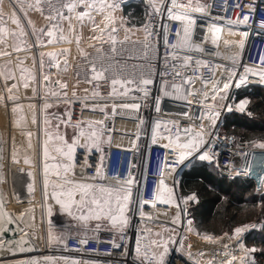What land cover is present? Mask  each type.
Masks as SVG:
<instances>
[{"label": "built area", "instance_id": "2783aa9c", "mask_svg": "<svg viewBox=\"0 0 264 264\" xmlns=\"http://www.w3.org/2000/svg\"><path fill=\"white\" fill-rule=\"evenodd\" d=\"M66 2L67 0H41L39 4V8L43 9V12L39 11V13L47 18L52 28L54 24L56 25L54 30L61 29L64 19L69 15L67 8L62 6ZM116 2L119 7L141 4L146 10L147 15L140 26V36L117 40L114 46L102 41L96 48L76 56V63L71 70L72 77L83 80L90 94L88 98L70 100L72 106L66 126L74 129L78 134L84 124L100 125L103 135L108 138L104 151L89 149L77 153L71 169L72 179L97 186L119 185L123 190L130 191L135 200L130 226L126 230L99 232L90 237L85 235L66 239L63 250L56 252L65 256L66 260L73 259L77 264H87L89 258L105 261L108 264H148V261L143 259L145 250L152 253L156 239L146 224L148 221L158 224L159 234L162 229L161 224L183 233L190 221L187 209L181 213L180 225L175 226L171 221L172 207L165 206L166 211L162 216L164 219L159 218L161 216L159 207L162 206L160 205L162 196H168L169 192L176 193L182 170L193 160L215 165L220 173L228 178L249 179L254 182L256 193L264 194V148H259L255 144L250 146L248 143L236 141L233 136L222 134L218 130L219 115L214 117L215 126H213L211 123L213 113L210 112L211 109L217 108L219 113L225 114L230 112L226 110L227 106L231 111L244 113L246 110L240 111L239 102H235V91L242 86H264V28L261 27V22H264V0H208L203 7L182 0H164L162 6H158L155 0H116ZM13 3L25 19L26 10L38 11L33 7L36 0H26L20 4L13 0ZM53 6L59 8L62 13V16L57 17L56 20L48 19L50 13L55 15ZM170 13L184 15L186 19L194 20V24L189 28L187 40L184 39L183 34L180 37L176 35L187 26L186 20L182 23L170 19ZM245 15L249 17L247 23L243 21ZM216 21L224 23L226 27L242 29L247 34L244 39L246 46L237 60L230 58L235 45H228L223 52L219 39H213L212 33ZM3 41L7 52L13 55L16 51L6 33L3 34ZM178 43L181 47L173 49L172 45ZM33 44V49L35 47L39 49L36 50L39 60L40 48ZM190 45H199L203 48V52L190 50ZM186 56L193 57L188 66H185ZM10 57L0 55V62ZM93 64L97 69L103 67L107 71L104 72V79L92 80L89 83L88 80L94 75L91 71ZM36 70L40 89L45 77L57 74L56 66L44 67L41 61L38 62ZM229 70L234 73L230 79H227L226 74ZM177 72L179 75H176ZM240 77L245 78V83L237 87ZM142 78L153 80L151 85L146 86L148 95L141 90L145 88L140 83ZM112 79H118L124 84L123 87L117 84L115 93H113ZM129 80L133 83H124ZM162 83L170 85L169 96L160 94ZM224 83L230 85L229 99L225 106L219 107L214 105L213 101L223 90ZM181 87L185 89V101L180 99L183 96L180 94ZM218 87L220 90L214 92L213 90ZM194 93H198L199 100L195 98ZM9 95L0 72V97H2L0 99L2 142L0 186L12 215L18 221L10 208L13 194L9 180L14 173L29 175L31 167L29 168L23 157L12 156L11 143L15 149L14 156L17 155L18 149L14 145L17 112L13 111L17 106ZM157 97L160 98L159 112L155 110ZM232 98L234 99L231 101ZM125 104L129 107H123ZM133 104L139 105V108L131 107ZM86 115L100 118L86 117ZM120 121L136 123L137 131L118 129L117 125ZM201 124L203 139L207 142L204 148L207 149L211 159H198L204 151L202 148L201 152L185 157L181 162V150L177 145L183 142H178L176 139L177 132L179 136H185L183 129L187 127H193L196 132H200ZM168 129L172 131L169 132ZM169 136L170 140L167 139ZM153 137L156 138L155 143ZM165 143L173 144L175 150L163 147ZM253 159L257 160L255 164L257 166L251 170L250 163ZM129 177L132 179L130 185L126 183ZM28 185L27 182L26 189ZM7 188L11 193V200L7 195ZM184 200L187 201L188 197ZM188 231L191 233L189 237L197 241L206 239L201 238L202 235L199 233L189 229ZM33 240L41 250L42 242L34 238ZM222 240L227 242L222 243V246L219 244L218 249L225 255L232 254L229 244L235 239H232L231 235H226ZM44 241L45 249L51 253L46 237ZM242 242V236H239L234 244L236 250L240 249L238 254L241 251L244 254ZM226 260L218 254L212 255L210 250L191 248L185 251L181 248V241H178L168 254L165 264H221ZM1 261L5 262L0 260V264H3Z\"/></svg>", "mask_w": 264, "mask_h": 264}, {"label": "rangeland", "instance_id": "374dc122", "mask_svg": "<svg viewBox=\"0 0 264 264\" xmlns=\"http://www.w3.org/2000/svg\"><path fill=\"white\" fill-rule=\"evenodd\" d=\"M163 1L164 0H162V2ZM207 1L208 0H194L193 3L203 7L205 3H207ZM17 2L21 3L22 1L20 2L19 0H17ZM109 3H115V2L114 0H109ZM122 12L124 13L123 8H120L117 5L115 11L112 12L113 17L116 14H119L120 17H122ZM17 19L21 22V19L18 16H17ZM217 28L220 30L216 31ZM101 29H102L101 27L96 30H92L90 28L87 32L85 31V33H83L82 46H79L77 51L74 49L72 51L73 55L75 56L76 53L77 55H82L84 52H87L90 49L96 48L102 41L93 39V37L99 36L101 34V31H100ZM222 30L243 31L242 29H239V28L236 29V28L226 27L224 23L216 21L213 27V33H212L213 39L218 40L220 36V32ZM78 33L80 35V32ZM32 39L34 43L33 36H32ZM41 40H43L44 43H47L45 42L46 39H41ZM63 40H64V43L66 42L64 46L71 47V44H74V41L70 38L68 39L64 38ZM36 42L40 43V40H37ZM241 44H243L242 48L240 47ZM228 45H231V43H229ZM245 46H246V42L244 40L242 41L239 40L236 43V45L232 48L230 58H235V60H237L236 58L240 57ZM33 47H32V44H30V46H21L19 47L21 51H17L16 49L18 48H16L15 49L16 52L14 53L16 55L11 56L10 58H5V60L0 62V72L6 83L7 91L9 92L10 94L9 96L12 98V100L15 102L17 106L16 108L17 116L15 117L16 139H15L14 145L18 147V149H17V155L14 156L15 149L13 148V145L11 143L12 156L14 158L23 157L25 161H27L29 168L31 167L29 178H28L29 185L27 186V194L30 199L28 201L22 200V201L28 202L23 208V214H24L23 219H20L19 216H15V217L23 225L25 233L28 232V234L31 235L36 241L40 240L42 242L41 243V249L43 248L42 250H46L44 238H45V234H46V237L49 234V240L52 242H51V245L47 244L51 251V253L48 254V258H49L50 263L59 264L63 260H66L67 258L61 255L60 253L56 252V251L63 250L62 248L63 240L57 237V236H60L59 232H57L54 227L50 226V222H54L56 224H59L61 222V221L55 222V220H59L60 217L54 216L55 213L57 212L60 213V211L56 208H51L49 206L50 188L48 186L49 184L47 183L46 178H43V174H44V170L46 169V163H47L44 159L45 139L47 137L51 139L57 137L59 135L60 128L59 127L50 128L47 125H45L46 123L44 124L42 122V120L44 119V115L46 113V107H45L46 105L44 104V102L42 104H39V99L40 97L44 96L45 93L41 91L40 89L39 81L37 77L38 74L36 70L38 62L39 61H41V63L43 62V57H41L42 47H39L40 48L39 60H38V54L36 50L33 49ZM4 51H7L6 46L0 42V52H4ZM11 77H14V79ZM25 83L28 84L27 88L24 87ZM13 85H15V87H13ZM9 88H12V91H9L8 90ZM242 88H247V87L242 86ZM242 88H239V89H242ZM165 92L168 93L167 96L171 94L170 85L167 83H162L161 88H160V94L163 96ZM229 93H230L229 88L227 90H222L218 94V96L214 99L213 104L218 105V102L224 101V99L226 100L227 97L229 99ZM180 94L183 95L180 97V99H183L185 101L186 95H185V89L183 87L180 88ZM13 97H15V99H13ZM221 97H224V98L222 99ZM210 112L218 113L219 118H220L219 119V125H220L224 117V113L223 112L219 113V109L217 108L211 109ZM53 116L56 117V115H53ZM219 125H218V130H219ZM65 128H62V131H63V134L65 132L66 141H71L72 139H74L75 136L78 137L81 131L85 133V137L89 136L91 133L94 132L96 134V138H95L96 145L97 143L100 142L98 141V139L102 141V138H103L101 136L102 128L100 125L84 124L83 128L80 130L78 134L70 130L69 127H67V129ZM191 128L194 131H196L193 127ZM219 132L221 131L219 130ZM29 133H30V136H29ZM85 137H81L79 139L80 143L78 144V149L80 148V150H85V151L89 149L103 151V149L105 148L104 147L103 149L101 148L97 149V146L92 147V141L86 139ZM182 137H185V136L180 135L178 142H184L185 138H182ZM104 140H106L105 145H107L108 144L107 139L104 138ZM262 143L264 142L256 143L255 145L259 147V145ZM83 144H87L88 147H81L80 145H83ZM53 149L55 150V147H53ZM59 157L60 158H58V161H60L61 159V156ZM254 162H255V159H253L252 162L250 163L251 166H253L252 170H254L255 168ZM65 163H68V162H64L63 164ZM50 164L53 165L54 167H57L59 162L54 161V162H50ZM59 167H61V165H59ZM125 193L129 197L128 210L125 214L127 217L128 223H129L128 225L129 227L130 220H131L130 217L132 215L131 213H133V204H134L135 199H133V197H131V195L127 191L123 190L122 195ZM7 195H9L8 196L9 200H11V193L9 192L8 188H7ZM164 201H167V203H165ZM191 203L192 201L184 200V197L180 195V193L178 192V189L176 190V193L169 192L168 196H162L160 200V205L170 206V208L172 207L171 211L173 213V217L171 221L172 223L175 224V226L180 225L181 213L185 209H189ZM24 210H26V212H24ZM62 211L64 212V214H69L68 212L64 210ZM77 214L80 215L78 211H77ZM71 215L73 214L71 213ZM159 218L164 219V217L162 216H159ZM106 220L107 219H101L99 221L97 220L94 221L93 219H89L90 224L86 220V221H81L85 223L84 225L79 224V226L83 227V230L90 229L91 227L96 228V226L91 225V222L100 223V222H105ZM72 222L76 223L75 221H72ZM146 224L150 228L154 237L158 238L160 235L157 231L159 228L158 224H154L151 221H148ZM102 225L103 226H100L99 228L105 227V224H102ZM161 225H162V229L160 232H164V231L170 232L169 234H171L173 237L172 239L167 240V239H164V236H162L159 241V244L167 245L168 251L165 256L166 257L165 260L167 259L170 251L174 249V246L176 245L178 241H181V248L185 251H188L191 248L210 250L209 245L216 244L218 246L220 244V246H222L223 245L222 243L227 242L226 240H222L223 236L229 235V234H224L222 236H217L211 233H205V232H202L200 228H198L199 226L195 224L194 221L193 223L189 222L186 229H189L195 233L201 234L202 235L201 238H206L205 240L197 241L191 237L183 238L182 236L183 233L181 232L179 233L177 230L171 227L169 228V226H166L164 224H161ZM103 231L106 232L105 230ZM203 234H206V235L203 236ZM240 236H242V241H243L242 243L244 245V254L241 251L240 254H238L236 257L231 258L230 260L232 262H235L237 258L239 257L240 258L239 260L242 261V264H260L258 261V258L255 256V253L259 252V248L256 247L255 245H252L251 248H247L245 245L244 234L242 233L240 234ZM209 237L211 239H208ZM231 237L232 239L233 238L235 239L232 241V243L236 244V240H237L236 236L231 235ZM230 241L231 240H229V242ZM156 249L158 252L160 251L159 248L156 247ZM87 264H108V263L105 261L89 258L87 261Z\"/></svg>", "mask_w": 264, "mask_h": 264}, {"label": "crops", "instance_id": "0c3cea01", "mask_svg": "<svg viewBox=\"0 0 264 264\" xmlns=\"http://www.w3.org/2000/svg\"><path fill=\"white\" fill-rule=\"evenodd\" d=\"M15 1V0H14ZM20 2H24L26 0H19ZM156 4L158 6H162L163 2L162 0H155ZM183 2L187 3H193L194 0H182ZM17 2V0H16ZM114 2L117 4L116 0ZM20 4L19 2H17ZM109 3V0H108ZM128 7L129 11L127 14L122 12V17H120L119 14L114 15L112 14L113 21L110 24V22L105 19V16L108 14L107 12L104 13H96L92 12L91 15L93 19H89L87 16L84 17L83 20H80L78 18L79 13L87 12L88 9L84 8L83 6L78 7L76 10L69 12V15L67 16L66 19H64L62 28L59 30H54L52 26L49 24L47 18L43 17L39 11H32V10H26L25 17L27 19V26L26 28H23L24 32V41L25 45L24 46H32L34 45L32 43V37L30 36L31 34L34 36V39L40 40V43L34 42L37 46L42 47L41 51V57H43V66H56V71L57 74L54 76H48L45 77L44 79V84L42 85L41 91H43L45 94L44 96V104L46 105V113L44 115V119L42 122L47 125L50 128L57 127L59 125V135L55 138H46L44 142V159L47 162L46 163V169L44 170L43 178H46L47 183L49 184L50 188V196H49V206L51 208H56L60 211V213H55V217H60L59 220H55V222H62L64 221L66 223L65 225V230H56L59 232L60 236H57L63 240V243L66 241V239L71 236H77V237H82L85 235L93 236L95 234H98L99 232L105 230V231H124L128 228L129 223L124 225L123 227L120 226H114L109 220H106L105 222H91V225L96 226V228L91 227L90 229L83 230V227H80L79 224L84 225L85 222L81 221H86V220H81L79 219V215L77 214V210L72 209V214H64L62 210H64L59 203L56 202L55 199V193L61 191L60 188L56 187L57 184H62L64 181L62 177L65 175L63 171V163L68 162L66 157L61 156L59 153H57L53 147L57 146H62L60 142V138L62 137L64 140L65 139V132L63 134L62 128L66 127V122L69 118L70 115V110L72 106L73 99L77 98H88L90 92L89 88L86 85V83L83 80H76L75 78L72 77L71 70L73 66L76 63V55H73V50L75 49L77 51L79 46H82L83 42V33L85 31L87 32L90 28L92 30H96L98 28L105 29L106 26L108 28L114 26L116 28L115 33H111L112 35L116 36L117 38H124V39H129V38H135L140 36V25L143 21V19H140L145 14V9L141 4L137 5H132V6H126ZM124 8V7H120ZM124 11V10H123ZM117 16V17H116ZM98 26V27H97ZM29 29V31H28ZM52 30L54 35L53 37H48L46 35V32ZM80 32V35L79 33ZM74 35V36H72ZM101 35V34H100ZM109 32L104 33V39H108ZM64 38L72 39L74 41V44H71V47L69 46H64ZM41 39H46L44 43L43 40ZM71 42V40H70ZM29 52V51H28ZM48 53H55V56H49ZM66 61V63H65ZM38 77V75H37ZM67 85L66 88L60 87V85ZM43 89V90H42ZM87 90V91H86ZM53 93H58L59 95H53ZM64 93L67 95L65 96ZM234 98L231 99V101ZM238 104H241L242 102L245 103V110H247L249 106L250 100L248 98L241 99ZM228 103V97L227 99L221 102H218V106L222 107L225 106ZM53 115H56L54 117ZM67 129V127L65 128ZM70 130L76 132L75 130L71 129ZM102 141L97 143V149L101 148L103 149L104 147L106 148L107 145H105V135L101 132ZM77 136L74 137L71 141H67V144L70 146L73 144ZM80 143V140L76 144L75 150L73 152V160L71 162L75 161L76 155L78 153V144ZM103 149V151L105 150ZM45 151H47V155H45ZM60 161H58V158H60ZM57 161L59 162L58 165H61V167H54L53 165L50 164V162ZM50 164V165H49ZM73 165V163H72ZM60 173V177L58 178L56 173ZM68 178L72 179L71 176V170L67 173ZM74 181V180H73ZM77 182V181H76ZM178 188V187H177ZM127 191V190H124ZM131 197L132 193L130 191H127ZM132 214V213H131ZM131 219V217H130ZM96 221L95 219H93ZM75 221L76 223L72 222ZM89 222V220H87ZM128 221V220H127ZM131 222V220H130ZM189 222H192L190 220ZM90 224V222H89ZM102 224H105L104 228H99L100 226H103ZM24 228V227H23ZM100 229V230H99ZM104 232V231H103ZM170 232L164 231L160 232L159 238H156L154 240V250L156 252V242H159L161 237L164 236V239L170 240L172 239V235L169 234ZM46 237V236H45ZM46 240L48 244L51 245V242L49 240V234L46 237ZM166 258V257H165ZM63 261L59 264H62Z\"/></svg>", "mask_w": 264, "mask_h": 264}, {"label": "snow or ice", "instance_id": "6c2138e0", "mask_svg": "<svg viewBox=\"0 0 264 264\" xmlns=\"http://www.w3.org/2000/svg\"><path fill=\"white\" fill-rule=\"evenodd\" d=\"M41 0H36V4L33 5V7L36 8V10L43 12V9L39 8ZM63 7L67 8L68 12H72L76 10L78 7L83 6L84 8L88 9L87 12L79 13L78 18L80 20H83L85 16H87L89 19H93L91 13L96 12V13H104L107 12L108 14L105 16V19H107L110 24L113 21L112 18V12L115 11L117 5L115 3H108V0H67L66 3L62 4ZM239 7V5H237ZM53 12L55 15L51 14L49 15L48 19L50 20H56L57 17L62 16V13L60 12L59 8L53 6L52 7ZM170 19H174L177 21H181L182 23L185 22L187 23L186 27L182 28V32H178L176 35L180 37L183 34V37L185 40H187L188 34H189V28L194 24V20L187 18L184 15H173L169 14ZM249 20V17L245 15L243 17V21L247 23ZM13 23H16L19 25V20L15 19L13 20ZM56 25H53V28H55ZM98 27V26H97ZM261 27L264 28V22H261ZM220 29H216V31H219ZM8 29L3 28L0 29V32L7 33ZM101 35L93 37V39L103 41L105 43H111L113 46L117 43L116 36L112 35L111 33L116 32V28L114 26L108 28L106 26L105 29H101ZM109 32L108 39H104V33ZM46 35L48 37H53L54 33L52 30H49L46 32ZM247 35V34H245ZM6 43V41H3ZM173 49H178L181 47V45L174 44L172 45ZM240 47H243V44L240 45ZM19 51V49H16ZM114 50V49H113ZM190 50L193 51H199L203 52V48H201L199 45H190ZM0 55H11L10 52L4 51L0 52ZM49 56H55V53H48ZM175 59V55L173 56ZM185 60V66H188V64L193 60L192 56H186L184 57ZM66 63V61H65ZM91 71L94 73V75L91 77V79L88 80L89 83L92 82V80H100L104 79V72L107 71L106 68L101 67L100 69H97L96 65L93 64L91 66ZM250 71V70H249ZM176 75H179L177 72ZM14 79V77H11ZM191 81H189L190 83ZM113 85V93H115V86L117 84H120L121 87L124 86V84L118 80V79H112L111 81ZM124 83H133V81H125ZM140 83L145 86L144 89H141L144 91L145 95H148L146 91V86L151 85L153 83L152 79L148 78H142ZM245 83V78L240 77L239 78V83L236 85L239 87L240 85ZM15 87V85H13ZM24 87L27 88L28 84L25 83ZM62 88H66L67 85H60ZM230 87L229 83H224L222 85L223 90H227ZM9 91H12V88L8 89ZM220 88H216L213 91H219ZM87 91V90H86ZM53 95H59L58 93H53ZM66 96L67 94L64 93ZM165 96L168 95L167 92L164 93ZM222 99L224 97H221ZM2 99V97H0ZM15 99V97H13ZM156 108L155 110L157 112L160 111V98H156ZM123 107H129V105L125 104ZM133 108H139V105L133 104L131 105ZM245 109V103H241L239 105V110L244 111ZM226 110L231 111V108H228L226 106ZM13 111H16V109H13ZM215 116H218V113H213V119L211 120V123L213 126H215ZM102 123V122H101ZM79 126V125H78ZM59 127V125H57ZM90 127V125H89ZM159 127V125H158ZM200 132L194 131L191 127H187L183 129V132L185 133V140L183 143H179L177 146L181 150V156H180V161L182 162L185 157H190L196 152H201V149L204 148V145L207 143L203 139V125L201 124L200 126ZM169 132H171V129H168ZM30 136V133H29ZM81 137H85V133L81 131L79 133V136L76 137L75 141L73 142L72 145H68L67 141L64 140L62 137L60 138V142L62 146H57L55 148V151L59 153L61 156L66 157L68 163H65L63 165V171L65 175L62 177L63 183L62 184H57L56 187L60 188L61 191L55 193V199L56 202L61 205V207L64 209V211L68 212L71 214L72 209L75 208L79 213V219L81 220H89V219H95L97 221L101 219H107L109 220L112 225L114 226H120L123 227L128 223L127 217H126V212L128 210V195L125 193L122 195L123 189L117 185V186H97L96 184L93 183H87V182H76L68 178L67 173L72 169L73 165L71 161L73 160V152L75 150L76 144L78 143L79 139ZM199 137V139H197ZM88 140L92 141V147H96L95 143V138L96 134L93 132L89 136L85 137ZM167 139H171V137H167ZM176 139L179 140V132H177ZM156 138L153 137V142L155 143ZM81 147H88L87 144L80 145ZM165 148H170L175 150L173 144L171 143H165L163 145ZM259 147L264 148V143L260 144ZM47 151H45V155H47ZM198 159L200 160H210L211 157L208 155L207 149L204 148V151L201 152V154L198 156ZM18 162V161H15ZM27 162V161H26ZM59 167V165H57ZM58 178L60 177V173H56ZM118 179V178H117ZM127 184L132 183L131 177L126 181ZM189 201L192 202H197V197L193 194L188 197ZM167 203V201H164ZM0 205H2V201H0ZM141 216H143V213H140ZM24 214H20V219H23ZM13 223V217L11 214H6L4 211H0V248L6 247L7 246V241L4 240L5 234L9 231L5 225H10ZM246 229L244 227H238L235 229V236L239 238L240 234H242ZM208 239H211L210 237ZM86 243V241H84ZM119 247V245H116ZM156 247L160 249L159 252H156L153 250L152 253H148L147 250H145V255L143 257L144 260L148 261V264H165V256L167 254V245H161L159 242H156ZM227 247V246H225ZM139 251V249H138ZM254 251V250H253ZM230 264V262H228Z\"/></svg>", "mask_w": 264, "mask_h": 264}, {"label": "trees", "instance_id": "16d2710c", "mask_svg": "<svg viewBox=\"0 0 264 264\" xmlns=\"http://www.w3.org/2000/svg\"><path fill=\"white\" fill-rule=\"evenodd\" d=\"M128 9L123 8L125 14ZM146 15L145 11L140 19L144 20ZM235 98H248L249 106L244 113L226 112L219 130L250 146L264 142V86L237 89ZM177 189L184 198L193 194L197 197L187 212L202 232L234 236L236 228L244 227L246 247H258L255 256L264 264V194L256 193L253 181L228 178L215 165L193 160L182 170Z\"/></svg>", "mask_w": 264, "mask_h": 264}, {"label": "bare ground", "instance_id": "6f19581e", "mask_svg": "<svg viewBox=\"0 0 264 264\" xmlns=\"http://www.w3.org/2000/svg\"><path fill=\"white\" fill-rule=\"evenodd\" d=\"M8 4V9L10 11H14L15 14L21 19V22L23 24V27L26 28L27 26V19H25L17 10V7L15 6V4L13 3V0H5ZM12 7V8H11ZM11 26V21H10V14L9 11H6L4 9V7L0 4V27L1 28H10ZM236 32V33H235ZM3 34L4 32H0V42L2 43L3 41ZM245 37V33L243 31H233V30H222L220 32V36H219V41L222 45L223 48V52L225 51V48L227 47V45L229 43L236 45V43L240 40H244ZM124 38H117L116 40H123ZM19 49V48H18ZM20 50V49H19ZM35 50H39L37 49V47L35 48ZM16 55V54H13ZM13 55H8V56H13ZM233 71L229 70L227 71V79H230L233 75ZM195 98L196 99H200L197 95L198 93H194ZM44 102V97H40L39 99V104H42ZM244 103V102H242ZM239 107V105H238ZM129 114H133L131 112H127ZM86 117H93V118H100L99 116H90V115H86ZM118 129H124V130H128V131H137V125L134 122H130V121H120L117 125ZM255 164H257V160H255L254 162ZM256 167V165L254 166ZM253 169V166H251V170ZM28 178L29 175L25 174V173H14L9 180L10 183V189L11 192L13 194V201L12 203H10V208L12 209L13 213L15 214V216H19L22 212V209L24 208V206L28 203L22 200H26L28 201L30 198L28 197L27 194V189H26V183L28 182ZM238 178V177H236ZM42 203V201H41ZM13 207V208H12ZM166 211L165 206H160L159 207V213L161 216H164V213ZM24 212H26V210H24ZM191 235V233L188 231V229L184 230L183 232V238H187ZM230 249L233 251L232 254H224L223 252H221V250L218 249V246L216 244H211L210 246V252L212 255H220L223 257V259H227L226 262H222L221 264H228V262H230V264H242V261H240L239 257L237 258V260L235 262H232L230 260L231 257L236 256L239 252L240 249L236 250V245L230 243L229 244ZM43 249V248H42ZM40 250L38 253H36L37 255H35L38 263H42V264H52L49 261L48 258V254L49 251L47 250ZM29 257V255L26 254H17V255H13V256H8V257H3L0 258V260H5V262L7 263H16V262H24L27 260V258ZM2 263H5L4 261H1Z\"/></svg>", "mask_w": 264, "mask_h": 264}, {"label": "water", "instance_id": "95a60500", "mask_svg": "<svg viewBox=\"0 0 264 264\" xmlns=\"http://www.w3.org/2000/svg\"><path fill=\"white\" fill-rule=\"evenodd\" d=\"M0 4L4 7L6 11H9L11 26L8 28L7 35L11 40L12 46L16 49L25 45L24 41V32L23 25L19 21V25L13 23V20L17 19V15L12 10L8 9V4L5 0H0ZM82 153L81 150L78 151ZM2 160V142L0 135V164ZM0 201H2V205H0V211H4L6 214H11L13 217V223L10 225H5L9 229V231L5 234L4 240L7 241V246L0 248V258L13 256L17 254H26L29 255L26 261L24 262H16V263H5V264H39L35 255L40 251L39 246L33 240V238L25 233L22 225L14 218L12 215L9 206L4 198L3 190L0 186ZM66 223L64 221L56 224L54 222H50V226L54 227L56 230H65ZM62 264H77L73 259H68Z\"/></svg>", "mask_w": 264, "mask_h": 264}]
</instances>
